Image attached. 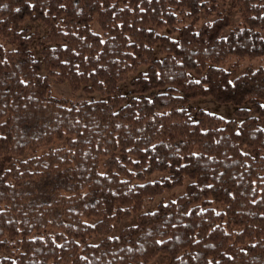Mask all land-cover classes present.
<instances>
[{"label": "trees", "instance_id": "16d2710c", "mask_svg": "<svg viewBox=\"0 0 264 264\" xmlns=\"http://www.w3.org/2000/svg\"><path fill=\"white\" fill-rule=\"evenodd\" d=\"M0 37V251L17 250L0 264H264V65L233 77L264 55V0H0ZM50 78L101 97L65 106ZM76 159L77 206L46 231L51 206L24 188Z\"/></svg>", "mask_w": 264, "mask_h": 264}, {"label": "rangeland", "instance_id": "374dc122", "mask_svg": "<svg viewBox=\"0 0 264 264\" xmlns=\"http://www.w3.org/2000/svg\"><path fill=\"white\" fill-rule=\"evenodd\" d=\"M230 7V1L226 5H220V10L224 12H228ZM205 17V14L203 15ZM213 19V18H212ZM231 27L226 30V34L228 30L235 27L238 22L240 21V14L238 11L233 10L231 11ZM202 22V21H201ZM202 23L199 24V26ZM92 28L97 31L101 32V27L98 23L97 16H95L92 22ZM0 41H3V38L0 37ZM7 47H9L7 45ZM33 53L36 56H39V49L33 48ZM259 65H264V55L260 58L255 60H246L241 66L234 72L233 77L240 75L246 71L249 67H257ZM230 68V67H229ZM147 69L146 66L141 67V70L145 71ZM134 75V74H133ZM132 75V76H133ZM136 75V74H135ZM51 83V90L48 97L57 98L62 104L65 106L71 107L75 105H79L84 101L99 99L101 96L99 94L87 95L83 92H73L67 83H58L55 81L54 78H50ZM123 90L126 92L130 89L129 82L126 81L123 83L122 86ZM195 107L197 108H204L211 112H215L220 114L226 118L234 117V109L235 106L232 103H219L212 97H201L198 99H194L192 101ZM65 143L64 142H57L54 144V147L46 148L40 151L38 156H45V161H49L51 158L49 157V153L52 150L58 149L62 147ZM29 155L28 157H30ZM33 156V155H32ZM56 162L57 159L55 158ZM105 163L106 159L99 157L98 158V169L100 172H105ZM58 164L61 165V162L58 161ZM81 163L76 159L75 161H70L62 164L63 174L60 176L59 183L64 188H57V177L56 175L59 174V171H55V169L45 170V172L38 175L33 180L29 181V183L24 188L25 192L29 194L28 200L39 199L41 203H48L51 206L50 214H49V224L46 228V231H52L55 229L53 223H58L61 220H66L68 218V210L75 208L77 206L76 199L74 198L75 192L72 189H69V184L66 182L71 177L72 173L79 169ZM37 168V167H36ZM33 170V169H32ZM165 176V173H156L149 178L151 180H157ZM72 182V181H71ZM188 183V179H186L185 184L182 186H177L172 189H165L164 192L153 199H148L145 202V206L143 208L144 211H153L157 208L158 204L161 201H169L172 199L177 198L179 195L185 192L186 185ZM137 214L133 215L132 217H122L120 221L113 223V230L112 234H118L125 226L133 224L136 222ZM83 220L89 224H95L96 221L99 220V217L96 216H84ZM53 225V226H52ZM34 232L36 233L37 230L35 228ZM43 233V232H41ZM92 241L99 240V236L91 237ZM16 247L12 246L10 248H4L0 251V255H15L16 254ZM169 257L165 255H159L154 261L153 264H168Z\"/></svg>", "mask_w": 264, "mask_h": 264}]
</instances>
